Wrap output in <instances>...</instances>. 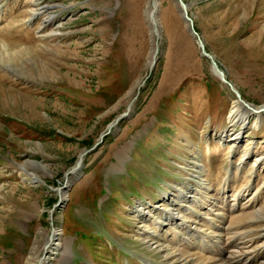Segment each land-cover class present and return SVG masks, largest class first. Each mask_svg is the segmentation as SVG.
<instances>
[{
    "label": "rangeland",
    "instance_id": "374dc122",
    "mask_svg": "<svg viewBox=\"0 0 264 264\" xmlns=\"http://www.w3.org/2000/svg\"><path fill=\"white\" fill-rule=\"evenodd\" d=\"M151 1L39 0L34 10L35 0H0V43L8 41L12 54L0 59V264H41L46 254L51 264H236L227 254L209 259L198 245L184 259L177 249L184 239L192 247L187 234L172 237L173 249L157 246L155 231L168 228L178 205L204 231L245 238L264 264V221L239 216L264 208V116L248 112L246 124L231 126L238 96L172 0L158 2L163 32L152 35ZM185 1L228 80L263 108L264 0ZM154 41L158 61L148 74ZM132 101L133 114L109 129ZM226 131L234 134L227 139ZM105 132L75 175L82 151ZM68 178V201L55 206ZM257 187L246 211L219 195L241 205ZM194 189L207 193L202 203ZM197 204L202 212L207 206L206 217ZM54 228L61 248L47 252Z\"/></svg>",
    "mask_w": 264,
    "mask_h": 264
},
{
    "label": "bare ground",
    "instance_id": "6f19581e",
    "mask_svg": "<svg viewBox=\"0 0 264 264\" xmlns=\"http://www.w3.org/2000/svg\"><path fill=\"white\" fill-rule=\"evenodd\" d=\"M153 1L163 4V0H158V1L153 0ZM33 3L35 5L34 10H38L37 7L40 4L39 0H35V2H33ZM155 9H156V6L153 5V12H152L153 15L150 16L151 17L150 23H152L153 18L155 16V13H154ZM0 11H1V9H0ZM55 19H56L55 17L53 19H48V22L52 21V20L55 21ZM41 29H44L43 25H41L40 30ZM8 44H9V42L6 41L5 39H3V41H1V43H0V46H1L0 47L1 48L0 54H3L2 52H4V53L6 52V54H4L3 57H0V59L3 61L10 58V56H12L11 48ZM25 49H28V48H25ZM234 103H235L234 109L230 112V120L229 121H230L231 126L237 125L239 123L246 124V120L249 119V118H247L248 112L251 113L252 115H254L255 118H257L256 121L263 118L262 116H264V107L261 109L256 108V106L251 105L250 103H247L244 99H242V97L241 98L237 97V99ZM243 110H245V111H243ZM233 134H234L233 132L229 133L226 131L223 133V136L228 139V137L230 135H233ZM241 137H242V134L240 132H236L235 138L231 139L229 142L233 141V143L235 145V143L239 142V139ZM254 163H256V165H257L259 163V159H255ZM77 173H78V171H76L75 175H77ZM69 182H71L70 179H68L66 186H68ZM65 188L66 187H62V189L60 190V192H59L60 198L62 197L64 199L65 195H64V193H63L64 196L62 195V190ZM257 188H258V190H256L251 197L249 196L248 198H246L247 199L246 203H243L241 205L238 201L230 203V201L228 200V195H226L227 192H221V193H219V195H222V198H223L222 201L224 203L228 204L230 207H235V208L238 207L240 211H246L247 209L245 207L247 206V204L252 203L253 200L254 201L257 200V197H256L257 194L256 193H258V191L261 190L260 187H257ZM66 190L68 191V188H66ZM194 191H195L194 194H192L194 201L197 203H199V202L202 203V200H204L207 197V193L206 194H199L200 196H198V194H196L197 190L194 189ZM183 194H184V192L182 193V191H179L178 195H183ZM167 195L169 196L168 193H167ZM184 196H187V195H184ZM64 201H65V199H64ZM183 202L184 203L186 202L185 197H183ZM209 204H210V202H208V205ZM211 205L212 204H210V208H211ZM183 206L184 205H178V209L172 210L169 214H167L168 216H176L177 215L176 217L170 219V221L168 223L169 226L167 229L162 228V229L155 231L156 236L154 238H155L156 242L160 243V245H157L158 247H160V248L164 247V248H166V250H168V248L173 249V247L177 246V245H175V243L172 241V239H173L172 237L175 236V238L176 237L177 238H180V237L184 238L183 235L187 234L189 236V238L194 241V242H191L192 247H186L184 244L186 242H188V240L184 239L183 243H181L182 245H179V248L177 249V252H179L180 254L186 255V257L184 259H186L187 257L192 258L187 253L189 251L196 253V251H197L196 248L198 245L201 248L200 251H203V253H205L206 256L208 254L209 259L213 258V260L215 259L216 262H218V261L221 262L223 260V258L229 257L231 255L232 258L234 259V261H236L235 262L236 264H261L262 263L260 261L262 259L259 258V256H261V252L259 251L258 247H250L251 245L247 242V240L245 238L239 236V235L232 237L230 239H227L223 235L221 236L218 233H215L213 230L207 229L206 231H204L202 227H204L205 224H201L200 225L201 227L194 226V223H192V222L190 223V221L193 217H195V215L193 216L192 212L190 215L188 209L184 210V212H183L182 211ZM196 207H197V210L200 211V208H201L200 204L199 205L197 204ZM262 211H264V208L259 209L257 211L244 212V213L239 214V216L247 214V215L252 216V219H255L257 222H259V220L264 221V215L262 214ZM142 212L144 214H147V213L150 214L151 213V211L150 212L149 211H147V212L142 211ZM200 212H202V211H200ZM254 213H256V215H254ZM206 214H208L207 206L204 208L203 212L199 214V217H201V218H203V216L206 217ZM210 216L213 217L212 213H210ZM148 219H149V217H145V219L143 221L146 223V221ZM212 222H213V224H217L214 219L212 220ZM203 223H205V221H203ZM253 223H254V221H253ZM170 224H171V226H170ZM157 225H158V227H163L160 222H157ZM213 226H215V225H213ZM177 227H179V229ZM163 230L165 231L164 234H163ZM181 230H183L184 233H181L180 232ZM216 230L218 232H220V226L219 225L217 226ZM61 233L62 232H61V230H59V228H54L53 237L48 239V242L45 243V245H46L45 249L47 252L51 251V250L54 251L55 249L59 250L61 248V245H59L61 242L57 241V239L59 240V238L57 236H60ZM169 235H171V237H169ZM238 236H239V238H241V241L238 242V244H236V241H237L236 238ZM222 238H223V240L226 239L230 242H224V241H222ZM170 245H173V247H171ZM232 247H234L236 249L231 250ZM248 247H250V251L246 252L245 249ZM249 253H251L253 255V257L251 259L249 257H247L250 255ZM255 254H257V255H255ZM262 254H264V250L262 251ZM168 256H171L175 259V256L171 250H169ZM245 256H246V258H245ZM52 259H53L52 256L46 254L45 256H43L41 258V264H51ZM174 261H173V259H171L170 262L167 260V263L168 264L174 263ZM190 261L191 262H188L189 264H195V262H196V260H194V259H192ZM192 261H194V263ZM210 261L211 260L207 259V262L206 263L204 262L203 264H212ZM254 261H257L258 263H255ZM196 264H197V262H196Z\"/></svg>",
    "mask_w": 264,
    "mask_h": 264
},
{
    "label": "water",
    "instance_id": "95a60500",
    "mask_svg": "<svg viewBox=\"0 0 264 264\" xmlns=\"http://www.w3.org/2000/svg\"><path fill=\"white\" fill-rule=\"evenodd\" d=\"M178 10V12L181 14V17L185 23V28H187L188 32H190V34L196 39L197 43H199V46L201 48V52L203 55L208 56L209 58L212 59L213 64H214V72L216 73V75H219L222 82L227 84L235 93L236 95L241 98V93L239 92V90H237L234 86V84L228 80L227 74L225 73V71L223 69L220 68L218 61H216V58H214V55H212L210 52L207 51L206 49V43H204V39L201 36V34L198 32L197 28L194 26V19L193 17L190 15L189 12V4L188 2H186L185 0H172ZM150 5H154L156 6V9L154 11L155 16L153 18L152 23H150L152 30V35H155L157 38H159L163 32V28H162V24H161V19H160V9H161V5L155 1H151ZM155 44V49H153V54H152V61L148 66V70L147 73L150 74L153 69L156 66V63L158 61V53H159V44L157 43V41L153 42ZM141 84V83H139ZM133 101L130 103L129 108L127 109V112H125L124 114L120 115L119 117H117L113 122L112 125L109 127V129L112 128L113 125H118L121 121V119H127L129 118L133 112L135 111V108L132 106ZM248 103V102H247ZM251 104V103H250ZM253 105V104H251ZM108 132H105L103 134H101V138L98 141V143L93 146L91 149H84L82 151V154L80 156V159L76 162V165L74 166V171L76 170H82V172L84 171L83 165H84V158L89 154V152L95 150L98 148V146L100 145V143H102L105 140V135H107ZM69 179V178H68ZM68 182V180H67ZM66 182V183H67ZM66 183L63 187L66 188H70L71 185L73 184L72 182L68 183V186H66ZM62 188H60L61 190ZM59 190V192H60ZM69 190V189H68ZM68 193H66L65 195H67ZM59 202H57V204L55 206H61L62 207L65 205V203L68 201L67 197H65V201L64 199L61 197L59 198Z\"/></svg>",
    "mask_w": 264,
    "mask_h": 264
}]
</instances>
